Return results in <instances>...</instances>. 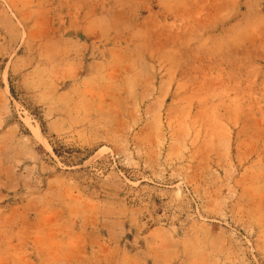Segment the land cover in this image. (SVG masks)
Listing matches in <instances>:
<instances>
[{"label": "rangeland", "instance_id": "rangeland-1", "mask_svg": "<svg viewBox=\"0 0 264 264\" xmlns=\"http://www.w3.org/2000/svg\"><path fill=\"white\" fill-rule=\"evenodd\" d=\"M0 264H264V0H0Z\"/></svg>", "mask_w": 264, "mask_h": 264}]
</instances>
